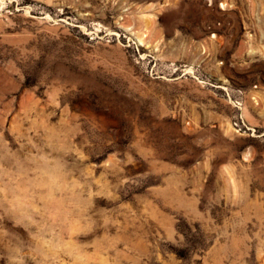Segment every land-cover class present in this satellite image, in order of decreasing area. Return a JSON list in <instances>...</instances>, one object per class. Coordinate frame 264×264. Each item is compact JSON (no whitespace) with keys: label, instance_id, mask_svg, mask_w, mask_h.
Here are the masks:
<instances>
[{"label":"rangeland","instance_id":"374dc122","mask_svg":"<svg viewBox=\"0 0 264 264\" xmlns=\"http://www.w3.org/2000/svg\"><path fill=\"white\" fill-rule=\"evenodd\" d=\"M0 264H264V0H0Z\"/></svg>","mask_w":264,"mask_h":264},{"label":"clouds","instance_id":"9594fccd","mask_svg":"<svg viewBox=\"0 0 264 264\" xmlns=\"http://www.w3.org/2000/svg\"><path fill=\"white\" fill-rule=\"evenodd\" d=\"M5 175L7 176V173H5ZM9 180H11V177H9ZM8 197H9L8 184H5L4 198L8 199ZM13 202H15V204L21 208L27 207V201L23 198L14 196L12 200H9L10 204H12Z\"/></svg>","mask_w":264,"mask_h":264}]
</instances>
